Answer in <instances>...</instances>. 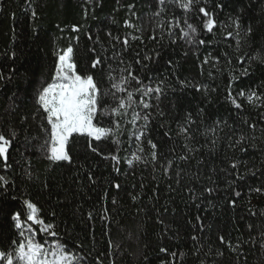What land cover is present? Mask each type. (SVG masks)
I'll list each match as a JSON object with an SVG mask.
<instances>
[{
  "label": "trees",
  "instance_id": "trees-1",
  "mask_svg": "<svg viewBox=\"0 0 264 264\" xmlns=\"http://www.w3.org/2000/svg\"><path fill=\"white\" fill-rule=\"evenodd\" d=\"M200 7L215 17L211 33L202 28L207 18L199 13ZM237 17L239 37L233 26ZM177 19L180 27L172 28L169 36V26ZM185 19L197 27L196 39L204 44L179 38L180 29L187 30ZM73 26L79 31H73ZM248 26L251 35H246ZM229 32L234 35L229 37ZM250 41H264V0H199L189 12L172 0L164 5L159 0H0V74L4 77L0 79V130L6 136L9 127L19 133L9 148L10 167L0 159V176L8 181L0 187V246L17 238L10 217L20 212L23 219V201L30 200L46 223L56 225L58 236L45 239L66 244L85 257L83 264H264V191H254L264 189V105L257 102L253 107L238 97L242 104L238 110L225 99L233 76L239 77L232 83L233 96L241 89L264 95V66L253 63L251 74L240 76L249 59L244 56L240 63L238 57L255 54ZM68 46L73 47L77 71L92 74L102 88L108 87L109 66L117 78L122 68L130 66L145 84L163 81L159 101L163 115L145 110L152 113L148 136L158 144L155 167L146 143L143 153L137 151L132 133L143 121L128 124L131 114L122 122L119 147L111 141L93 142L92 147L102 153L97 154L86 138L79 137L70 146L71 164H52L45 158L40 149L45 139L40 117L31 119L33 101L40 85L51 82L55 53ZM96 57L103 67L91 69ZM192 85L207 86L209 91H197ZM189 112L196 121L189 129L191 141L177 134ZM22 116L29 119L22 122ZM216 121L223 130L217 131L219 139L213 145L216 137L207 129ZM242 133L248 137L245 143L229 147ZM185 144L196 149L187 161L178 159L188 154ZM240 147L247 151L241 152ZM113 154L121 158L119 172L114 161L104 159ZM133 154L142 160L129 165ZM167 160L173 164L165 173ZM230 160L242 163L234 170ZM237 172L244 178L239 179ZM208 188L213 191L207 192ZM221 235L236 251L219 241Z\"/></svg>",
  "mask_w": 264,
  "mask_h": 264
},
{
  "label": "snow or ice",
  "instance_id": "snow-or-ice-1",
  "mask_svg": "<svg viewBox=\"0 0 264 264\" xmlns=\"http://www.w3.org/2000/svg\"><path fill=\"white\" fill-rule=\"evenodd\" d=\"M91 2V0H89ZM174 4L185 12L192 11L194 4L198 3L199 0H172ZM165 0H159L160 5H164ZM199 13L203 14L207 19L202 21V28L207 32L211 33L216 27V20L212 13H210L204 7L198 9ZM36 15L35 12L32 13ZM155 15L159 16L160 12H156ZM187 30L181 28L182 35L180 39L186 40L187 43L195 41L197 44H204L205 41L202 39H196L199 35L198 29L192 23H188L185 19ZM128 27H135V25L127 22ZM163 27L162 24L158 25ZM233 26L235 28V36H240L241 24L239 17L233 20ZM180 20L177 19L174 24L169 26V36L173 35L172 28H179ZM73 31H79V28L73 26ZM246 35H251L253 29L248 26L245 29ZM111 36V33H109ZM229 37L234 35L233 32L227 34ZM91 38V37H89ZM113 39L119 41V37H113ZM155 39V36L152 37ZM125 46L128 45V40L124 39L122 42ZM237 51L240 50V40H236ZM249 48L253 49L254 55L244 53L243 56L238 57L240 63H244V56H248L249 66L241 70L240 76L247 77L251 74L250 69L253 63H257L260 66H264V41L261 43L249 42ZM259 48V51L256 49ZM94 51V50H93ZM13 57L15 53H12ZM227 55V54H226ZM56 63L54 66V74L51 76V82L42 83L36 90L31 119L40 117V128L45 133V139L43 144L40 145L41 151H43L45 158L52 164H59L67 162L72 163L73 157L71 153V145L76 142V138L84 137L88 141V147L93 153H99L97 147H92L93 142L111 141L116 144L117 147L120 145L119 135L123 131L122 122L129 114L131 119L127 120L128 124L137 125L140 121L143 124L132 133L135 136V143L139 145L137 151L143 153L145 151V143L149 146V156L155 167V162L158 161V144L154 143L148 136V128L151 123L152 113L145 110L153 109L158 115H163V112L159 110L160 96L163 94L164 89L162 88L163 81L150 86L145 84L137 74H133L130 66H125L120 70L119 78L114 76L112 73L114 70L109 66V71L106 75L108 82L107 88L99 86L98 81L92 74H81L76 69V64L73 61V47L68 46L66 49H60L55 53ZM145 59H151L145 57ZM218 62V61H217ZM123 63V61H121ZM140 63L139 60L136 61ZM204 63L207 64L208 60L205 59ZM228 63H231L229 60ZM103 67V61L100 57H96L90 63L91 69H97ZM124 73H127L125 75ZM211 72L209 76H211ZM3 75L0 74V79H3ZM239 79L238 76H233L232 81L227 86L228 95L225 97L226 100L230 101L236 109H241L242 104L237 102L238 97H243L253 107L258 106L257 102L264 105V95L258 93L256 90L245 92L243 89L238 91L235 96L232 94V83H235ZM133 84L135 87H133ZM197 91L203 89L205 93L209 90L207 86H197ZM131 89V90H130ZM214 91V89H213ZM137 96L139 99L137 100ZM155 100V104L152 102ZM136 109H140L137 111ZM15 109H13L14 111ZM203 113V109L200 110L199 114ZM29 119L28 116H22L21 121L26 122ZM196 121L192 118V114L186 113L184 122L179 126L178 135H184V139L191 141L193 137L189 134V129L192 124ZM227 125V121L223 122ZM243 123L247 124L248 121L244 120ZM220 121L215 122V126L210 127L207 131H210L215 139L212 140V144L216 145L219 137L216 136L220 128ZM250 128L255 129L254 124L249 125ZM206 135L207 133H202ZM19 133L13 127L8 128V135L4 134L3 130H0V159L3 160L4 167H10L8 164V153L9 148L12 145L13 140L18 137ZM167 136L168 133H165ZM27 140V137H25ZM248 139L243 133L233 143H230L229 147L235 149L237 146H241ZM184 147L187 149L188 154L181 155L178 159L187 161L190 159L196 149L189 147L185 144ZM214 150V149H212ZM241 152L247 151L245 147H240ZM104 159L114 161V169L119 172V161L118 155L104 156ZM140 155L133 154L132 159H128L127 163L133 165L134 162L141 161ZM147 163L148 161H144ZM242 162L239 160H230V167L232 169H238ZM173 161L167 160L164 165L165 173L172 167ZM252 175L256 173L251 171ZM31 179V174L26 173ZM179 177V172L176 173ZM239 179L244 177L238 172L236 173ZM8 181L5 177L0 176V187H6ZM115 188L119 189L120 184H115ZM207 192L211 193L212 188L206 189ZM254 191L262 192L264 189L255 188ZM235 195L240 196V192H236ZM135 199V197H133ZM113 203L115 201L113 200ZM235 205V201L231 202ZM26 207V216L22 219L20 212H15L11 215V220L14 222V228L17 231V238L11 240L6 245L0 246V264H83L85 257L78 256L75 252L67 247L63 243H55L49 245L47 242H40L36 239L37 230L33 228V225L39 226V232L44 233L51 237H57L58 233L55 228L56 225L52 223H46L39 216V209L37 205L32 203L30 200L23 201ZM106 211V210H105ZM55 213H53V216ZM91 213H89V219H91ZM255 215V213H253ZM199 219V218H197ZM203 225H201L200 231H203ZM252 226L249 225V228ZM193 240L197 237L193 236ZM222 244H226L232 251H236V247L232 245L230 241H225L223 235L218 237ZM161 252H167V249L161 248ZM198 251V250H197ZM176 253L172 252L171 256L176 257ZM182 256L184 254H181ZM217 255H223L222 252L218 251ZM203 264V261L200 262Z\"/></svg>",
  "mask_w": 264,
  "mask_h": 264
},
{
  "label": "rangeland",
  "instance_id": "rangeland-1",
  "mask_svg": "<svg viewBox=\"0 0 264 264\" xmlns=\"http://www.w3.org/2000/svg\"><path fill=\"white\" fill-rule=\"evenodd\" d=\"M33 228L37 230L36 239L38 241H40V238H43L44 239L43 242H47L49 245L55 244L54 242H50L48 239H45L47 237L50 238L51 236H48V235H46L44 233L39 232V230H38L39 229V226L33 225Z\"/></svg>",
  "mask_w": 264,
  "mask_h": 264
}]
</instances>
